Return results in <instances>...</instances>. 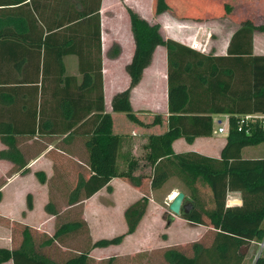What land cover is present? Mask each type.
<instances>
[{"label":"trees","instance_id":"1","mask_svg":"<svg viewBox=\"0 0 264 264\" xmlns=\"http://www.w3.org/2000/svg\"><path fill=\"white\" fill-rule=\"evenodd\" d=\"M100 1L0 0V158L24 169L29 159L48 147L47 142L40 145V138L64 134L61 141L69 143L81 137L87 170L79 171L69 185L67 204L103 187L109 189L116 176L139 187L147 177L151 189L161 188L169 178L176 177L182 184L179 190L192 203L181 216L207 226L212 234L208 243L193 241L191 253L176 247L165 249V264H264L263 251L256 254L249 250L264 238V156L244 155L247 146L264 143V129L255 126L249 132L239 131L232 116L217 155L173 148V141L179 137L190 143L198 136H212L214 114L264 111V55L252 54L253 31L264 30V24L255 25L252 18L245 17L231 34L226 54L216 55L209 51V44L201 51L165 37L158 23L129 8L135 43L131 59L125 64L130 80L112 95L111 111H123L134 122L143 123L133 112L130 90L150 63L155 47L162 44L168 61V115L165 130L148 134L143 144L145 160L129 158L127 166L119 168L122 133L113 131L112 114L104 107L101 62L92 69L91 65L87 67V59L83 64L81 58L82 53L93 52L92 45L99 46ZM153 8L159 14L171 13L172 7L168 0H154ZM225 8L229 10L230 5L225 4ZM5 43L9 44L8 52L1 51ZM113 50L118 53L120 46L113 44L107 54L113 55ZM68 53H78L80 77L63 74L61 57ZM33 56L35 77L27 71ZM11 64L20 69L19 77L6 76L5 68ZM47 81L54 84V90L48 93L59 97L51 105L46 103ZM160 121L156 115L152 123ZM24 138L39 147L34 152L23 148L19 142ZM148 166L150 173L144 174ZM38 174L43 180L44 173ZM200 183L210 189L211 205L201 198ZM229 192L239 193L240 203H228ZM148 194H142L124 209V232L99 237L91 247L117 244L125 234L133 232L145 212ZM28 206L31 207L30 195ZM45 209L57 215L52 201L46 203ZM83 223L80 219L62 221L40 243L26 227L18 246H0V264L8 260L11 264H89V249L62 261L43 250L44 244L79 229Z\"/></svg>","mask_w":264,"mask_h":264},{"label":"rangeland","instance_id":"2","mask_svg":"<svg viewBox=\"0 0 264 264\" xmlns=\"http://www.w3.org/2000/svg\"><path fill=\"white\" fill-rule=\"evenodd\" d=\"M129 1V0H128ZM171 5L170 14L179 20H191L193 22L214 20L219 22L226 17L234 22H241L245 17L256 18L261 12L264 0H168ZM225 4L230 5L226 10ZM118 14L125 15L123 0L118 3ZM154 0H149V6L139 9L149 15L151 22L157 20L154 12ZM236 12V13H235ZM120 15V16H121ZM123 17V16H122ZM120 20V17L118 18ZM181 21V22H183ZM213 22V23H214ZM227 22L226 24H228ZM184 27L190 26L185 25ZM218 28L232 26L218 25ZM163 31V30H162ZM164 32V31H163ZM217 41L223 42L216 34ZM211 45V44H210ZM208 46V45H207ZM215 49L213 45L210 49ZM121 66L120 63H118ZM118 66V67H119ZM120 68V67H119ZM122 69V68H120ZM122 88L128 85L122 72H118ZM138 88V97H135L133 112L143 104L150 105L152 101H161L166 97L167 83L164 75L155 76V88L151 87L150 74ZM163 77V80H161ZM121 88V89H122ZM107 91L110 89L107 88ZM119 90V89H118ZM146 98V100L144 99ZM154 104V103H153ZM163 112L160 113V116ZM115 129L122 133L119 168H125L129 158L145 160L143 144L147 140V134L161 130L158 122L152 123L153 114L142 113L139 120L134 122L123 111L114 113ZM136 114L137 113L136 111ZM127 116V117H126ZM161 118V117H160ZM213 139L196 140L198 150L207 154H217L221 141V135ZM60 136L40 138L41 144H48L46 149L29 159L24 169H18L10 161L0 158V246L16 247L23 238L24 228H28L34 239L40 243L51 236L62 221L80 219L83 225L71 232L65 233L48 244H44L43 250L53 259L64 260L82 249H89V264H165L163 252L169 247L182 249L187 253L192 252L193 241L208 243L212 230L207 226L194 224L180 214L170 211L168 204L181 188V183L176 177L169 178L161 188L151 189L146 177L142 186L131 185L121 177H114L110 181V188L103 187L101 191L93 195L67 204L66 194L79 171H86V163L83 156L86 154L83 147V138L74 137L70 142H62ZM38 140V139H37ZM20 145L34 152L39 144L31 143L29 138L20 140ZM184 140L175 143V148L181 150L187 145ZM32 144L33 146H31ZM217 144V145H215ZM3 147V144L0 148ZM245 156H264V143L249 145L244 150ZM44 173L41 180L38 172ZM86 173V172H85ZM149 166L144 174H149ZM198 190L201 198L210 203V189L205 184H199ZM148 191V201L145 212L137 224L135 230L125 234L117 244L105 247H91V243L99 237H111L126 230L124 209ZM31 197V207L28 206V196ZM239 193L231 192L228 203H237ZM52 201L58 210L57 215L48 212L45 205ZM264 239V238H263ZM251 245V252L259 253L264 250V240ZM1 264H11L10 260Z\"/></svg>","mask_w":264,"mask_h":264},{"label":"crops","instance_id":"3","mask_svg":"<svg viewBox=\"0 0 264 264\" xmlns=\"http://www.w3.org/2000/svg\"><path fill=\"white\" fill-rule=\"evenodd\" d=\"M123 1L124 3H126V6H125L126 10L124 12L125 15H121L122 11L120 12V14H118L119 9L122 10V8L118 6V3H120L121 0H101L100 1V7L98 10L99 11V22H100L99 24V27H100L99 46L97 48L95 45H92L93 52L91 54H87V55L84 53L81 54L82 63L84 64V60L86 58L87 67L89 68L91 65L92 69H95V67H97V62H99V60L101 62V71H102V78H103L104 107L105 109L109 110L112 114V119H113L112 129L115 132H119V131L115 129L114 114H113L115 111H111L110 100H111L112 95L118 89L120 90L123 86L120 83L118 72H122L123 75L125 76V80L128 81L129 83L130 77L125 69V64L131 59L134 46H135L134 38H133L132 30H131V25H130V16H129L128 9L129 8L132 9L140 17H144L147 20L151 21L149 18H147L149 17V15L139 10L141 9L142 6H146L147 8L149 6V0H129V1L123 0ZM263 14H264V4L262 5L261 12L258 13V16L256 18H252L255 25L264 24ZM119 17H120V20H118ZM181 21L183 20H179L178 18L174 17L169 12L164 11V12L157 14V20L153 21V23L159 24L160 31L163 33L165 37L174 38L185 44H190L192 39L196 37H204V38L207 37L208 44H209L210 37H212L213 40H217L216 34L219 36V38L222 36L221 37V39L223 38L222 43L221 41L220 43L217 41L213 42L211 39L210 44L213 45L215 49H211L209 51H211L213 54H216V55L226 54V51H227L226 46L228 44L230 36L240 25L239 21L235 23L234 20H231V19L229 20L228 18L226 19V17L220 19L219 22H214L213 20L214 23L212 22V20L193 22L188 19V20H184L183 22ZM227 22L229 23L226 24ZM183 23L185 25H190V26L184 27ZM218 25L232 26V28L231 27L229 28L228 27L226 28L213 27V26H218ZM79 43H81V40L79 41ZM113 44H118L120 46V51L118 53H115V50H113V55H109L107 54V52L109 51L110 53V49ZM210 44H209V49L211 46ZM1 51L8 52L9 44L7 43L3 44V46H1ZM17 54H19V51H17ZM252 54L264 55V30L254 29ZM17 57L18 55H16L15 58ZM61 62H62L63 74H73V75L80 77L78 53H68V54L63 55L61 57ZM88 62L89 63L91 62V63L88 64ZM118 63H120L121 66H119ZM118 66L122 69H120ZM58 67H59L58 64H56L55 65L56 72L59 70ZM5 70H6V76L8 75L9 78L11 79L14 77L20 76V72H21L20 69L15 68L12 64L9 65L7 68H5ZM27 71L29 73V76L35 77V57L34 56L32 57L31 62H29ZM167 71H168V61H167L166 47L162 44H159L155 47L153 54H152L151 61L144 68L140 80L130 90V102H131L132 107L134 104L135 97H138L137 94L139 92L137 89L141 88L144 81L149 78L147 73L150 74V80L152 81L151 87L155 88V82L153 81L158 79L155 75L159 74L160 77L164 75V80L167 83ZM161 80H163V77ZM58 86L59 85H57L56 88ZM46 88H47V91H46L47 95L45 96L48 99L46 103L51 105V103L54 104L58 102L59 101L58 96H55L54 93L52 94L48 93V90L50 91L54 90L53 82L48 83L47 81ZM107 88H109L110 90L107 91L106 90ZM165 97L166 98L164 100H161V101L159 100V101H154V102L150 98L149 99L150 105L143 104L141 107L140 106L137 107L136 111L139 114H136V111H135V115L138 118H142V117H139V115H142V113L144 114L149 113L151 115L153 114V118L151 121H153L156 115H158L159 118L161 117L160 118L161 121L158 122V124H160L159 126L161 127V130H159L158 132H161L165 130L166 128V120H167V115H168L167 87H166ZM144 99L146 100L145 97ZM161 112H163L162 113L163 116H160ZM221 114L222 113L214 114L213 118ZM215 134L221 135V137L223 138L225 136L224 134L213 133L212 136H198L190 143L186 142L183 138L179 137L173 141V148L175 151H183V150H191V149L198 150L199 148H197L195 145L196 140L198 138L215 140L216 138ZM62 135L64 136V134ZM181 139L184 140L185 142L184 144H186L187 146L181 150H177L175 148V143L180 141ZM222 143H223V140L220 143L219 150H220ZM1 146H2V143H1ZM219 150H218V153H219ZM217 154H212V155H217ZM101 190L102 188L96 192H99ZM230 193L231 192H229V194ZM228 199H229V195H228ZM237 200H241L240 196H238ZM237 203H240V202H237ZM249 250H251V248Z\"/></svg>","mask_w":264,"mask_h":264},{"label":"built area","instance_id":"4","mask_svg":"<svg viewBox=\"0 0 264 264\" xmlns=\"http://www.w3.org/2000/svg\"><path fill=\"white\" fill-rule=\"evenodd\" d=\"M208 44L207 37H196L193 38L190 45L198 50L205 51ZM235 118L236 129L241 131L244 130L249 132L251 128L258 126L264 129V111H245V112H234V113H222L221 115L215 116L214 119V133L226 134L229 128L230 117Z\"/></svg>","mask_w":264,"mask_h":264},{"label":"water","instance_id":"5","mask_svg":"<svg viewBox=\"0 0 264 264\" xmlns=\"http://www.w3.org/2000/svg\"><path fill=\"white\" fill-rule=\"evenodd\" d=\"M240 201L238 200V202ZM168 207L174 214L187 213L191 209L192 203L190 200L185 199L183 190H178L169 202Z\"/></svg>","mask_w":264,"mask_h":264}]
</instances>
